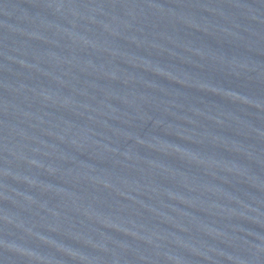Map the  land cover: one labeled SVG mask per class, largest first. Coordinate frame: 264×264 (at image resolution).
<instances>
[{"label":"water","instance_id":"95a60500","mask_svg":"<svg viewBox=\"0 0 264 264\" xmlns=\"http://www.w3.org/2000/svg\"><path fill=\"white\" fill-rule=\"evenodd\" d=\"M264 63V0H0V264H56Z\"/></svg>","mask_w":264,"mask_h":264}]
</instances>
